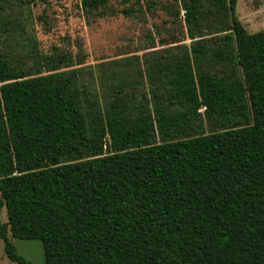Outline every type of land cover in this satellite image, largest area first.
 Listing matches in <instances>:
<instances>
[{
  "label": "trees",
  "instance_id": "1",
  "mask_svg": "<svg viewBox=\"0 0 264 264\" xmlns=\"http://www.w3.org/2000/svg\"><path fill=\"white\" fill-rule=\"evenodd\" d=\"M235 1H214L226 7L230 31L208 48L200 39L191 44L194 77L172 67L175 78L165 81L150 112L111 102L103 142L85 126L73 70L48 74L43 86L0 58V239L8 260L31 264L8 234L38 240L44 264H197L224 251L234 220L258 195L231 199L224 227L203 236L193 231L194 250L183 256L170 240L151 145L156 135L165 141L203 121L210 130L264 126V30L248 33ZM190 2L186 17L197 13L199 0ZM53 147L83 156L59 162ZM45 153L53 154L47 165Z\"/></svg>",
  "mask_w": 264,
  "mask_h": 264
},
{
  "label": "rangeland",
  "instance_id": "2",
  "mask_svg": "<svg viewBox=\"0 0 264 264\" xmlns=\"http://www.w3.org/2000/svg\"><path fill=\"white\" fill-rule=\"evenodd\" d=\"M82 1L0 0V58L43 86L48 74L73 70L85 126L102 142L111 102L150 112L165 81L175 78L172 67L194 77L191 44L200 39L208 48L230 31L226 7H216L215 0H199L189 17L184 7L190 0H106L91 10ZM234 13L248 33L264 30V0H236ZM46 103L50 107L47 94ZM53 150L59 162L83 156ZM151 150L173 246L183 256L192 253L193 231L203 236L220 230L231 199L257 194L234 220L224 251L197 264H264V126L210 130L203 121L194 132L165 141L156 135ZM53 154H44L45 165ZM7 238L25 260L44 264L38 240ZM0 264H17L5 257L1 239Z\"/></svg>",
  "mask_w": 264,
  "mask_h": 264
}]
</instances>
